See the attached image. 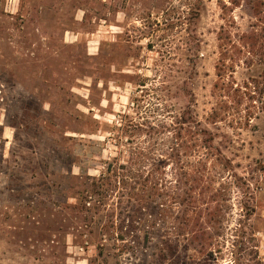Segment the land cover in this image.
<instances>
[{"label":"rangeland","instance_id":"1","mask_svg":"<svg viewBox=\"0 0 264 264\" xmlns=\"http://www.w3.org/2000/svg\"><path fill=\"white\" fill-rule=\"evenodd\" d=\"M193 1L0 0V264H158L154 243L122 256L109 244L98 255L68 237L66 255L59 202L83 171L75 162L99 174L102 158L116 153L110 136L120 114L169 123L190 103L233 166L209 161L224 195L220 251L205 263L264 264L259 57L242 47L230 86L213 93L223 4L240 41L264 31V0H201L190 40ZM190 48H199L192 71ZM221 100L231 114L211 124ZM185 252L167 264H189Z\"/></svg>","mask_w":264,"mask_h":264},{"label":"trees","instance_id":"2","mask_svg":"<svg viewBox=\"0 0 264 264\" xmlns=\"http://www.w3.org/2000/svg\"><path fill=\"white\" fill-rule=\"evenodd\" d=\"M200 3L189 2L190 40L197 38L192 25L200 16ZM231 4L236 7L240 1L231 0ZM230 8L226 3L222 6L225 23L217 36L219 58L213 93L230 86L243 47L259 57L261 71L254 81L264 94V31L254 30L241 35L240 41L236 39L234 18L227 16ZM254 10L261 13L257 5ZM198 50L190 48L189 71L194 69L193 53ZM219 105L211 124L231 114L222 100ZM208 125L197 117L191 103L169 123L140 122L130 114H120L110 136L116 153L102 158L99 174H91L89 166L75 162L83 171L72 175L74 182L62 192L58 223L65 240L58 242L65 254L70 237L72 245L84 250L94 246L98 255L108 251L109 244L113 254L122 256L154 243L158 264H167L181 249L189 264H206L217 258L220 250L215 245L222 235L218 202L224 194L216 186L217 174L211 172L209 161L215 157L225 170L233 166L216 144L218 134ZM65 222L70 223L68 228Z\"/></svg>","mask_w":264,"mask_h":264}]
</instances>
